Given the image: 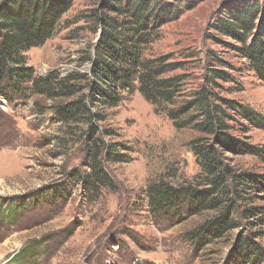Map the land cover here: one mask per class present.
Here are the masks:
<instances>
[{"label":"rangeland","instance_id":"374dc122","mask_svg":"<svg viewBox=\"0 0 264 264\" xmlns=\"http://www.w3.org/2000/svg\"><path fill=\"white\" fill-rule=\"evenodd\" d=\"M166 1L182 12L159 28L158 38L144 52L147 58L171 55L169 62H182V69L165 75L183 76L179 101L204 84L210 68H220L233 81L216 80L219 95L263 118V123L246 130L231 131L235 138L260 149L258 156L222 151L236 171L259 179L258 191L253 190L250 202L243 205L257 207V215L245 218L237 209L231 215L237 222L235 229L198 243L195 231L215 219L217 212L166 217L151 213L150 184L204 186L198 185L200 168L189 145L198 134L190 128L176 129L137 89L108 111L103 128L115 135L105 138L126 150L116 151L121 162H106L110 184L92 193L80 183L81 176L91 171L83 165L85 142L80 131L67 129L72 133L67 137L65 125L48 109L50 101L32 97L14 102L0 97V264H243L237 261L236 243L244 238L258 247L264 264V83L235 50L219 41L234 40L214 27L217 18L242 0ZM259 1V16L264 19V0ZM100 2L73 0L52 36L26 52L36 76L52 70L60 76L89 72L88 61L81 60L93 55L99 35L93 16ZM215 57L229 66L210 65ZM6 204L18 207L12 218L1 212ZM25 247L30 251L20 253Z\"/></svg>","mask_w":264,"mask_h":264},{"label":"trees","instance_id":"16d2710c","mask_svg":"<svg viewBox=\"0 0 264 264\" xmlns=\"http://www.w3.org/2000/svg\"><path fill=\"white\" fill-rule=\"evenodd\" d=\"M72 3L73 0H0V97L14 102L32 97L50 101L48 109L65 125L67 137L76 129L80 131L85 142L83 165L91 170L81 176L80 183L92 193L110 184L106 162H121L116 151L126 150L118 149L121 145L105 138L115 135L110 128H103L108 111L116 108L124 95L129 96L137 89L155 111L166 114L176 129L190 128L198 134L189 145L200 168L198 185L204 186L201 189L191 184L173 186L165 181L150 184L151 213L166 217L183 212H217L215 219L195 231L198 243L213 241L235 229L237 222L231 215L237 209H241L245 218L257 215V207L243 208V205L253 190L258 191L259 179L247 171H236L226 162L222 151L229 149L236 155L258 156L260 149L235 138L231 131L246 130L248 126L263 123V118L246 105L219 95L216 80L233 81L228 71L210 68L212 72L204 76V84L179 101L184 91L183 76L165 75L182 69V62H169L171 55L154 58L145 55V47L158 38L159 28L175 20L182 10L166 0H101L93 16L99 33L93 55L81 60L88 61L89 72L60 76L52 70L36 76L34 68L27 64L26 52L52 36ZM238 4L217 18L214 27L234 40L219 39L224 46L235 50L264 83V19L259 16L260 1L242 0ZM211 61L210 65L229 66L220 58ZM36 106L40 112L44 111ZM17 209V205L6 204L1 212L12 218L10 215ZM236 246L239 263L263 264L261 251L251 239H238ZM28 251L25 247L20 253Z\"/></svg>","mask_w":264,"mask_h":264}]
</instances>
